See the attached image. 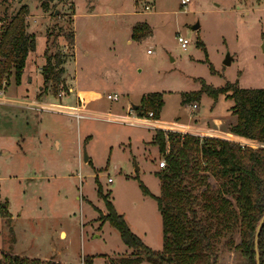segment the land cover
Masks as SVG:
<instances>
[{
	"label": "rangeland",
	"instance_id": "rangeland-1",
	"mask_svg": "<svg viewBox=\"0 0 264 264\" xmlns=\"http://www.w3.org/2000/svg\"><path fill=\"white\" fill-rule=\"evenodd\" d=\"M42 3L0 0L1 19L27 5L26 28L37 45L26 60L23 82L18 85L11 70L0 83V208L12 215L9 221L0 214V258L18 255L56 264H86L89 257L92 264H120L122 257L134 258L120 231L101 218L108 214L106 197L145 245L161 251L162 215L155 199L161 180L155 171L168 167L171 145L167 141L160 153L156 130L147 126L155 115L141 116L133 105L139 107L149 93L164 94L167 140L179 130L240 140L232 131L237 116L230 93L183 99L202 81L216 88L229 81L264 88V0H191L186 6L181 0H53L46 9ZM140 20L153 33L130 43ZM178 35L191 41L188 49ZM228 53L233 60L225 65ZM56 54L64 61L62 79L47 83L43 68ZM72 85L81 88L80 111L87 117L52 114L42 102L45 94L59 101ZM72 95L67 111L75 114ZM194 102L198 109L192 111ZM130 118L144 123L131 125ZM210 182L220 185L214 177ZM142 185L152 195L144 194ZM61 229L67 231L62 238ZM228 239L210 264H249L230 249Z\"/></svg>",
	"mask_w": 264,
	"mask_h": 264
},
{
	"label": "trees",
	"instance_id": "trees-1",
	"mask_svg": "<svg viewBox=\"0 0 264 264\" xmlns=\"http://www.w3.org/2000/svg\"><path fill=\"white\" fill-rule=\"evenodd\" d=\"M52 1L43 0V8ZM28 12L27 5H22L16 15L0 18V83L13 70L20 85L26 60L37 48L36 37L26 28ZM152 33L151 25L141 21L135 24L132 39L140 42ZM71 39L74 41L73 36ZM46 62L45 81L60 83L64 61L56 54ZM204 93L216 99L230 93L237 116L232 131L240 140L200 138L183 132L167 133V140L160 121L165 103L162 92L145 95L135 109L141 116L154 113L152 122L158 127L156 143L160 153L165 151L167 141L171 145L166 155L168 167L155 172L161 180V195L155 199L162 215L164 247L156 251L145 245L106 197L108 214H103L102 220L117 228L123 242L133 249L134 258L122 257L120 264H139L144 259L154 264H210L226 237L231 250L240 251L249 264H257L255 235L264 216V88H241L230 81L216 88L202 81L201 88L184 97L183 102L200 100ZM212 177L220 185L211 184ZM142 188L144 194L152 195L146 186ZM98 192L103 196L101 189ZM0 214L9 221L12 217L7 208H0ZM236 234L240 236L239 243L235 242ZM258 242L264 264V227ZM92 262L93 258H86V264ZM0 264L56 263L6 254Z\"/></svg>",
	"mask_w": 264,
	"mask_h": 264
},
{
	"label": "crops",
	"instance_id": "crops-1",
	"mask_svg": "<svg viewBox=\"0 0 264 264\" xmlns=\"http://www.w3.org/2000/svg\"><path fill=\"white\" fill-rule=\"evenodd\" d=\"M141 21H143V20H140L139 22H136V23H140ZM144 22H146L147 23V21H144ZM136 23H134V25L136 24ZM132 26H133V24H132ZM132 41H133V39H129L128 40V42H130V43H132ZM30 55V54H29ZM29 57V56H28ZM30 79V78H29ZM71 83H72V80H71ZM40 88V87H39ZM4 92V91H3ZM74 93V95L76 96V109H77V111L75 112V114H73V113H70V112H68L67 111V109H68V107L72 104V102H70V100H72V94ZM3 94V93H2ZM62 95V97H59L60 98V100L58 101V99L56 100V102L55 101H53V97L51 96V95H47V94H45L44 96H43V99H42V102L44 103H47L49 106H51L50 107V109L49 110H52V112H55V113H52V114H68V115H70V116H73V117H77L78 118V116H77V114L79 113V114H81L82 115V118L83 117H87V115H85L84 113H82L81 111H80V107H81V105H82V103H83V101H82V103L80 102V99L81 100H84V98H83V95H82V91H81V88L80 87H78V86H71V87H69V91L67 92V93H65L64 95H63V93L61 94ZM110 95V94H109ZM109 97V96H108ZM54 98H56V97H54ZM32 103H33V101H32ZM44 103V104H45ZM141 103H142V101H141ZM47 108H49V107H47ZM52 108V109H51ZM58 111H60L61 113H59ZM63 111H65V112H63ZM56 112H58V113H56ZM162 115V114H161ZM160 121L161 122H163L162 121V116H161V118H160ZM164 126V125H163ZM153 128H155V130H157L158 128L157 127H153ZM180 132H183V133H190V134H195V135H197V136H206L205 134L206 133H200V132H194V133H191V132H187V131H183V130H179ZM229 139H233V138H229ZM56 145L59 147V142H56ZM89 160H90V158H89ZM156 172V171H155ZM63 232H65L66 234H67V231H65L64 229H61V232H60V237L62 238V235L64 234ZM19 254V253H18ZM30 256H34V255H30Z\"/></svg>",
	"mask_w": 264,
	"mask_h": 264
},
{
	"label": "built area",
	"instance_id": "built-area-1",
	"mask_svg": "<svg viewBox=\"0 0 264 264\" xmlns=\"http://www.w3.org/2000/svg\"><path fill=\"white\" fill-rule=\"evenodd\" d=\"M190 1L191 0H181V5L182 6H186L188 3H190ZM145 8L146 9H151L150 8V6L149 5H146L145 6ZM177 40L179 41V43H180V45H181V47L184 49V50H186V49H188V47L191 45V41L190 40H188L187 38H185V37H183L182 35H178L177 36ZM148 52L149 53H151V49H149L148 50ZM3 92L2 91H0V95L2 94ZM109 98H113V99H115V100H118L119 99V97L117 96V95H109ZM192 111H195L196 109H198V104L196 103V102H194L193 104H192ZM150 114V116H153L154 115V113L153 112H150L149 113ZM77 116H78V118H82V115L81 114H77ZM130 124L131 125H137L138 123H144V119H142V118H137V119H132V118H130ZM147 125V124H146ZM147 126H150V127H157L153 122H152V119H150L149 121H148V125ZM158 128V127H157ZM162 129H163V126L161 127ZM165 130H168V129H165ZM167 166V161L166 160H164V159H162L161 160V163H160V168H164V167H166ZM113 179H109V182H111Z\"/></svg>",
	"mask_w": 264,
	"mask_h": 264
},
{
	"label": "water",
	"instance_id": "water-1",
	"mask_svg": "<svg viewBox=\"0 0 264 264\" xmlns=\"http://www.w3.org/2000/svg\"><path fill=\"white\" fill-rule=\"evenodd\" d=\"M201 27V24L200 23H196L194 26H193V29L194 30H198L199 28ZM264 49V47H263ZM226 59L224 61L225 65H230L232 63V60H233V57L228 53L226 55ZM133 108L134 109H137L138 108V105H133ZM89 161V156L87 154H85V157H84V162H88ZM264 227V216L263 218L261 219V221L259 222L258 224V227H257V230H256V235H255V242H256V259H257V264H261V259H260V253H259V242H258V239H259V236H260V233L262 231Z\"/></svg>",
	"mask_w": 264,
	"mask_h": 264
}]
</instances>
